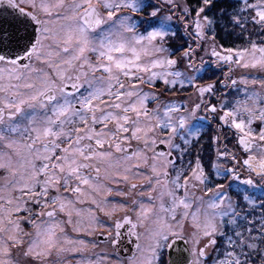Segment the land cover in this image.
Segmentation results:
<instances>
[{
	"label": "snow or ice",
	"instance_id": "obj_1",
	"mask_svg": "<svg viewBox=\"0 0 264 264\" xmlns=\"http://www.w3.org/2000/svg\"><path fill=\"white\" fill-rule=\"evenodd\" d=\"M0 264H264V0H0Z\"/></svg>",
	"mask_w": 264,
	"mask_h": 264
},
{
	"label": "flooded vegetation",
	"instance_id": "obj_2",
	"mask_svg": "<svg viewBox=\"0 0 264 264\" xmlns=\"http://www.w3.org/2000/svg\"><path fill=\"white\" fill-rule=\"evenodd\" d=\"M133 246L129 245V248L131 249ZM128 253H122V255H127Z\"/></svg>",
	"mask_w": 264,
	"mask_h": 264
}]
</instances>
